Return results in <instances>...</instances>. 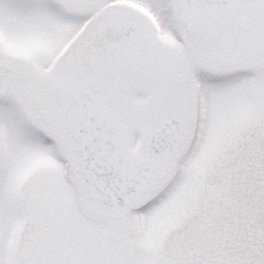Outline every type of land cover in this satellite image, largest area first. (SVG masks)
Wrapping results in <instances>:
<instances>
[{
	"label": "snow or ice",
	"instance_id": "snow-or-ice-1",
	"mask_svg": "<svg viewBox=\"0 0 264 264\" xmlns=\"http://www.w3.org/2000/svg\"><path fill=\"white\" fill-rule=\"evenodd\" d=\"M0 264H264V0H0Z\"/></svg>",
	"mask_w": 264,
	"mask_h": 264
}]
</instances>
